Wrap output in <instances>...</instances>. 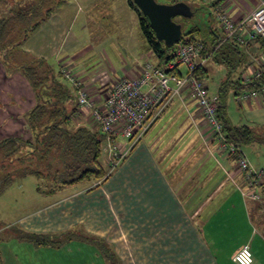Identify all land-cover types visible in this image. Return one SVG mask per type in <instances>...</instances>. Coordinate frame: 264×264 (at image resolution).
<instances>
[{
    "label": "crops",
    "instance_id": "crops-1",
    "mask_svg": "<svg viewBox=\"0 0 264 264\" xmlns=\"http://www.w3.org/2000/svg\"><path fill=\"white\" fill-rule=\"evenodd\" d=\"M96 1L99 0H77L72 8V3L66 2L56 10L55 3L59 1L50 0L48 7L55 6L54 12L30 31L21 46H10L12 50L5 51L12 55L14 63L7 62L0 52V141L8 137L29 138L26 115L39 103L38 93L24 70L14 64L29 65L43 59L55 74L67 67L98 104L119 78H138L149 62L158 66L159 60L145 40L138 50L130 40L117 45L104 42L99 34L103 28L92 16ZM188 1L194 13L191 19L197 15V24L211 25L220 35V12L238 22L257 6V0ZM80 2L86 8L78 7ZM123 6L125 11L136 13L130 0H124ZM13 9L12 3L3 1L0 19ZM22 38L19 33L14 43ZM253 41L238 44L242 56L238 72L243 78L264 64V48ZM213 65L224 68L226 74L224 65ZM65 80L75 91L77 101L76 88ZM173 103L169 109L173 112L171 117L182 123H168L159 132L161 135L145 136L132 153L129 139H118L120 150L128 155L107 183L97 187L95 180L84 181L46 195L39 192L37 181L36 203L17 218L16 229L8 225L0 228L2 264H109L96 244L80 238L59 247L35 246L25 238V233L62 235L68 231L82 238L106 240L103 242L116 264H219L217 256L237 264L233 258L245 245L252 250L253 264H264V176L258 186L260 198L244 197L240 190L245 186L244 174L232 155L221 150V141L213 136L189 91L185 90ZM236 103L249 114L250 121L259 118V125L249 126L264 130V97L244 105ZM86 117L87 124L95 125ZM175 138L177 145L157 162L155 153L165 151L164 144L170 145ZM239 148L246 156L243 147ZM247 159L252 168L264 171L261 163L255 166ZM102 161L108 170L105 159ZM167 165L177 170L176 185L165 172ZM124 180L130 193L123 214L120 209L124 204L119 206L117 202L122 199L117 185ZM111 188L117 192L114 194ZM136 192L139 195L134 196ZM237 232H243V236L237 237L230 251H224Z\"/></svg>",
    "mask_w": 264,
    "mask_h": 264
},
{
    "label": "trees",
    "instance_id": "trees-1",
    "mask_svg": "<svg viewBox=\"0 0 264 264\" xmlns=\"http://www.w3.org/2000/svg\"><path fill=\"white\" fill-rule=\"evenodd\" d=\"M3 1L12 3L15 9H13L14 12L11 10L15 18L11 17L12 15L9 17V14L0 19V52L7 59L8 55L5 51L8 52L16 46H21L30 31L38 28L54 12L58 2L54 7L49 8L50 0H41V2L40 0ZM186 2L189 3L188 0ZM34 3L37 6L40 5L41 9L36 8ZM174 3L176 1L172 0L168 4ZM130 4L136 11L145 42L159 60L156 67L166 68L170 62L175 60L178 44L196 41H200L204 45L201 57L206 62L200 67V76L204 80L208 74L206 69L208 60L226 67V75L221 82L218 97L212 99L207 88L209 98L217 103V115L222 126L221 133L214 137L236 147H243L253 142L264 143V130L249 125H235L228 115V102L231 94L237 101L241 94L250 90H260L264 86V75L250 83H246L244 78L240 77L241 73L238 72L242 63L238 47L240 44L238 45L233 40L223 42L224 30L223 35H220L211 25V27H203L196 23L185 31L191 20L181 18V20L175 21L183 25L182 39L177 45L167 47L163 42L157 40L149 20L138 10L132 0H130ZM39 12L41 16L30 24L26 23L27 19ZM17 29L20 31L18 34H23V38L15 44V37H11V35H18ZM9 36L11 38L8 40ZM253 42L259 44L262 49L264 48V40L261 38H256ZM14 66L24 70L25 75L38 93L39 103L26 115L31 135L29 138L8 137L0 141V189L11 185L12 173L16 169L20 170L24 176H34L38 181L39 192L46 195L55 194L64 187L73 186L86 180H95L101 185L105 184L112 176L113 171L116 170L107 171L102 161L105 136L100 132L98 126L80 122L79 112L81 110L76 101L75 91L65 82L61 71L55 74L52 67L43 59L29 65L14 64ZM171 106L163 112L145 136L154 129ZM141 140L129 150L130 153L135 150ZM127 155L122 163L125 162ZM232 157L235 161L238 158L237 155ZM25 238L35 246L52 245L55 247L80 238L96 244L105 256L108 253L105 243L102 245L93 238L79 237V234L73 231L64 232L62 235L25 233ZM107 257L115 260L113 254H109ZM0 264H2L1 257Z\"/></svg>",
    "mask_w": 264,
    "mask_h": 264
},
{
    "label": "built area",
    "instance_id": "built-area-1",
    "mask_svg": "<svg viewBox=\"0 0 264 264\" xmlns=\"http://www.w3.org/2000/svg\"><path fill=\"white\" fill-rule=\"evenodd\" d=\"M218 19L224 30L223 42L233 40L245 45L256 38L264 40V0H257L256 8L241 21L235 22L223 12H220ZM203 48L204 45L200 41L178 44L176 58L166 68L146 63L138 78L122 77L116 80L100 104L90 97L86 88L69 68L61 69L63 77L77 90L80 117H83L81 116L83 113L88 115L105 136L103 153L109 172L117 168L126 155L120 150L118 139H129L130 146L133 147L185 90H188L192 99L196 101L213 136L221 133L217 103L209 98L206 81L200 76V67L206 62L201 57ZM183 67L184 71L181 70ZM263 75L264 64L259 65L256 71L244 80L250 83ZM263 97L264 86L260 90H250L241 94L237 101L244 105ZM220 148L234 157L238 156L237 167L244 174L245 183L240 190L244 197L258 200L259 181L264 176V171L252 168L239 147L221 142ZM233 260L237 264H253L251 248L248 245L243 246Z\"/></svg>",
    "mask_w": 264,
    "mask_h": 264
},
{
    "label": "rangeland",
    "instance_id": "rangeland-1",
    "mask_svg": "<svg viewBox=\"0 0 264 264\" xmlns=\"http://www.w3.org/2000/svg\"><path fill=\"white\" fill-rule=\"evenodd\" d=\"M58 5L56 7V10L60 9V7L64 6V3L71 2L72 5L69 6L70 8L74 7L77 3V0H58ZM123 1L124 0H99L96 1L97 7L93 9L94 12L93 19L98 21L99 27L103 28L102 33H99L102 38L104 39V42L108 45L111 43H114L117 45L118 42H127V40H130L132 44L136 46V49L138 50L139 47L144 46V39L142 31L138 24V17L136 13L127 12L123 9ZM160 4H168L171 3V0H157ZM41 2V0H40ZM79 2V1H78ZM3 0H0V6H2ZM35 4V3H34ZM40 4V3H39ZM82 4L85 3H78V7L84 6ZM35 7L39 10L41 9L40 5H36ZM67 7V5H66ZM86 8V6H85ZM13 11V10H12ZM9 11L7 15L9 17L15 18L14 11ZM90 12V10H88ZM252 12V11H251ZM39 16H41V13H36L32 15L29 19H27L26 23L30 24L33 20H36ZM197 15L195 16V18ZM195 18L187 24V28H185V31H187L189 28H191L195 22ZM181 20L180 17H177L175 19ZM26 24V25H27ZM217 25V29H219V25ZM17 35H14L15 37ZM119 43V44H121ZM147 45V44H146ZM147 47V46H146ZM114 49V47H113ZM11 54L7 56L6 61L12 63ZM184 69V67L182 68ZM206 69L208 71L207 77L205 78L206 85L209 91V96L212 99H215L218 97L220 86L222 79L225 77V69L224 68H218L217 66L213 65L212 60L208 62L206 65ZM66 81V80H65ZM68 86L70 84L68 83ZM254 101H251L249 103H252ZM228 115L230 116L232 122L235 125L241 126V125H259V118L255 119V121H250L249 114L242 111V109L239 108L238 104L236 103L235 99L233 98L232 94L230 97V101L228 102ZM171 110L167 112L158 122V124L155 126V128L148 134L153 135V133H156L155 135L159 136L161 135L159 132L165 130L169 124L168 123H182L179 120H173ZM80 115V113H79ZM84 118H81L82 122H86L84 120H87L86 115H81ZM254 122V123H249ZM257 127V126H255ZM175 130V128H174ZM175 141V142H174ZM141 144V143H139ZM138 144V145H139ZM176 143L173 139V142L169 145L164 144V147L167 146L165 151L159 150L156 154L157 158L155 160L158 162L162 158H164L165 153H168L171 148ZM161 146V145H160ZM243 149L246 153V156L250 159V161L255 165L259 166V163H261L262 166H264V143H252L249 145L243 146ZM104 159V156H103ZM104 163V162H103ZM105 164V163H104ZM121 165V164H120ZM260 165V166H261ZM175 166V165H174ZM167 167V168H166ZM165 167V172L168 174L169 179L173 185H176L178 181V173L177 170H175L173 167H170L167 165ZM119 170V168L116 169L114 174ZM108 171V170H107ZM113 174V175H114ZM112 175V176H113ZM111 176V177H112ZM109 178V180L111 179ZM144 177V175H143ZM145 178V177H144ZM108 180V181H109ZM91 181V180H89ZM107 181V182H108ZM37 182V179L34 176H24L22 175L21 171L16 169L12 173V183L5 189H0V228L5 227L8 225L13 230L16 229V220L17 218L22 214L27 212L31 206L33 205V202L36 203L34 196L37 194V187L35 186ZM84 182V181H83ZM106 182V183H107ZM82 183V182H81ZM86 183H88V180H86ZM85 184V183H84ZM100 182H96L94 186L99 187ZM118 189L120 191V196L122 199H117V202L119 201V206L124 204V206H121L122 213L124 214V211L126 212V197L129 195L130 190L128 188L127 181H120L118 183ZM113 190L114 194L117 192L114 188H111ZM142 192V191H141ZM104 195V194H103ZM139 195L138 192L135 193L134 196ZM116 198V196H115ZM124 198V199H123ZM203 228V225H202ZM48 235V234H46ZM243 236V232H237L233 238L227 242L226 246L224 247V251H230V249L234 246V244L237 243V237L241 238ZM100 238V237H99ZM101 238L98 239L96 242H100L102 245L104 244V241ZM106 243V242H105ZM105 245V244H104ZM108 251V250H107ZM110 253H107V256ZM106 256V257H107ZM218 263L219 264H231L229 261H226L225 257L217 256ZM107 260L109 264H116L115 260L110 259L107 257Z\"/></svg>",
    "mask_w": 264,
    "mask_h": 264
},
{
    "label": "water",
    "instance_id": "water-1",
    "mask_svg": "<svg viewBox=\"0 0 264 264\" xmlns=\"http://www.w3.org/2000/svg\"><path fill=\"white\" fill-rule=\"evenodd\" d=\"M138 10L149 20L158 41L167 47L180 43L183 25L175 21L177 17L191 19L194 15L187 2L160 4L157 0H132Z\"/></svg>",
    "mask_w": 264,
    "mask_h": 264
}]
</instances>
